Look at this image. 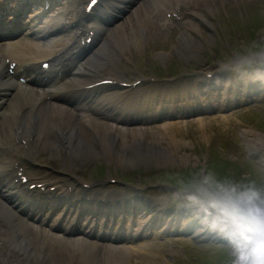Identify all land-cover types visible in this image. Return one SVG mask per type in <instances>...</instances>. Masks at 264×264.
<instances>
[{"label": "clouds", "instance_id": "9594fccd", "mask_svg": "<svg viewBox=\"0 0 264 264\" xmlns=\"http://www.w3.org/2000/svg\"><path fill=\"white\" fill-rule=\"evenodd\" d=\"M206 208L232 235L243 236V243L232 245L226 264H264V191L218 184Z\"/></svg>", "mask_w": 264, "mask_h": 264}, {"label": "bare ground", "instance_id": "6f19581e", "mask_svg": "<svg viewBox=\"0 0 264 264\" xmlns=\"http://www.w3.org/2000/svg\"><path fill=\"white\" fill-rule=\"evenodd\" d=\"M24 51H26V53L22 54L23 56L22 58L24 60H27V59L34 60L38 58V56L41 53L39 50H37V52H33L32 46L29 44H27V46L24 48ZM6 52H9L10 54L14 53L13 51L10 50L9 47H7L6 49L0 47V57L6 54ZM2 65L3 63L0 61V66ZM101 130L102 129H97V130L96 129L94 130V128L91 129L90 131L97 132L96 133L97 138H95L94 133L92 134L91 138H87L83 130H79L78 134H76V136L74 137L73 131L67 133L66 126L58 127L57 132L59 133V136L63 137L64 141L59 139L58 144H55V142L52 141V143L49 145L50 147L49 151L52 152V154L50 155L59 159V161H63L64 157L65 158L69 157L68 159H70V162H71L70 166H73L75 163L77 166L78 164L83 163L84 160H94V158L101 157V156L106 157V159H110V160L118 159L120 160V162L127 161L128 164H132V165L134 164L136 165L137 162L143 160L141 159L142 155H140V152L138 151L136 146H134L137 140L129 144L124 143V144L117 145L116 144L117 140L115 139V136L112 135V133H110L111 132L110 130H108V132L103 130L102 132L99 133L98 131H101ZM24 132L29 135L30 134L29 128H26ZM46 132L48 134L50 133L48 131ZM251 132L253 135L259 133V132L257 133L254 131H251ZM59 136H57L56 140L60 138ZM73 137L74 139L72 140ZM42 143L44 144V147L46 148L47 146L46 144L48 142L44 141ZM137 144L145 148V150L142 152L143 154H145L146 152L151 154L152 151H156V150L161 151L158 149V147H155L156 145L147 143V141L145 142L139 141L137 142ZM157 156L162 159L165 158L164 160L167 159L171 162H173L176 158H179L183 161L188 159V157H185V156L174 157L172 154L168 152L166 153L160 152L157 154ZM65 169L66 171H68V170H71V167H65ZM37 255H38V250L37 251L34 250L33 256L37 257Z\"/></svg>", "mask_w": 264, "mask_h": 264}, {"label": "rangeland", "instance_id": "374dc122", "mask_svg": "<svg viewBox=\"0 0 264 264\" xmlns=\"http://www.w3.org/2000/svg\"><path fill=\"white\" fill-rule=\"evenodd\" d=\"M260 2V0H258ZM243 5L244 4H241L239 7L235 8L233 6L232 3H229V4H226V5H223V3H220L219 5L217 4V7L213 13L214 14H222L224 16H227L229 18H231L232 16H236V15H240L242 14V12H245V8H243ZM230 7V8H229ZM230 10H229V9ZM245 27L247 26V24H245ZM232 25H227V28H226V36L229 39V41H233L235 40L236 43H238L239 46H245V44L247 46H253V44H258L260 42L263 41V38H264V25L261 26V28L263 29L262 31H259V32H253V34L251 35L250 33H243V35L241 36H236V39H235V35L233 34V30L231 28ZM256 36V37H255ZM243 39V43L241 42ZM246 46V47H247ZM171 58V57H169ZM195 61H204V59L201 57V55L197 56L196 59H194ZM164 145V143H163ZM173 143L171 144L170 146V150H173ZM181 150V149H180ZM168 152V150L165 151V153ZM174 156V155H173ZM248 155L245 154V156L242 158V161L244 163V167H243V173L244 174H247L248 176L251 174L252 175V179H255L257 181V183H261V185L264 186V176H262V173L260 172V170L263 168V164L261 162H254L255 165H252L251 163H248V160L249 158L247 157ZM188 157V156H187ZM189 158V157H188ZM177 160L179 161H182L181 159L179 158H176L173 163L177 162ZM171 164L172 162L170 161H165V163L163 162H156V163H153V164H144L142 165L144 168H149L150 170H157V167H163L162 165H164V167H171ZM196 166V165H194ZM241 167V166H239ZM218 168H220L222 171L226 172V173H230V170L232 171V168L230 165H225L224 163H221L219 162L218 164H215L214 165V170H218ZM245 168V169H244ZM239 169V168H237ZM224 173V174H226ZM227 174V175H228ZM217 175L218 177L221 176L220 173L219 174H215ZM239 175V174H238ZM174 250L173 251H177L176 253L177 254H181V252H183V249L182 248H178V247H175L173 248ZM66 256H64L63 258L61 259H57V264H70V262L67 260V256L69 254H66ZM190 256L192 258V261H190V263H185V264H209L211 261L213 262L214 260H216V258H214V256H208V255H203L201 258H200V253L194 249L193 247H191V250H190ZM72 257V256H71ZM163 257V256H161ZM75 258L76 257H72V264H75ZM210 260V262H205L206 260ZM163 260L165 261H162L159 263V264H172V260H170V258H163ZM33 263H36V262H33Z\"/></svg>", "mask_w": 264, "mask_h": 264}, {"label": "snow or ice", "instance_id": "6c2138e0", "mask_svg": "<svg viewBox=\"0 0 264 264\" xmlns=\"http://www.w3.org/2000/svg\"><path fill=\"white\" fill-rule=\"evenodd\" d=\"M95 2H96V0H92V3H93V4H94ZM235 237H236L237 242H239V243H243V236H242V234H240V235H236Z\"/></svg>", "mask_w": 264, "mask_h": 264}]
</instances>
